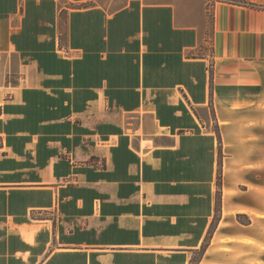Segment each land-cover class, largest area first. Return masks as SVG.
<instances>
[{
	"label": "crops",
	"instance_id": "1",
	"mask_svg": "<svg viewBox=\"0 0 264 264\" xmlns=\"http://www.w3.org/2000/svg\"><path fill=\"white\" fill-rule=\"evenodd\" d=\"M244 1L0 0V264H264V0ZM219 146L250 164L242 195Z\"/></svg>",
	"mask_w": 264,
	"mask_h": 264
},
{
	"label": "rangeland",
	"instance_id": "2",
	"mask_svg": "<svg viewBox=\"0 0 264 264\" xmlns=\"http://www.w3.org/2000/svg\"><path fill=\"white\" fill-rule=\"evenodd\" d=\"M7 82L15 83L16 81L14 79V76L12 75L11 77L7 78ZM205 132L215 133L216 131L214 126L211 125V127L205 130ZM217 135L220 140L219 131ZM218 153H219V157H218L219 159H218V169H217V179H216L217 185L219 187H222L223 183H226L225 181H227L229 185H235V187L238 190L237 191L238 194L242 195L243 192L247 190V185L245 183L246 178L244 177V172L249 168L250 164L243 161H227V160L224 161L225 155L223 154L222 146H219ZM229 162H231L232 164L229 165L228 164ZM225 175H226V179H225ZM251 179L253 180V183H258L259 177L255 176L254 179L253 178ZM239 220L245 221L243 218H239Z\"/></svg>",
	"mask_w": 264,
	"mask_h": 264
},
{
	"label": "trees",
	"instance_id": "3",
	"mask_svg": "<svg viewBox=\"0 0 264 264\" xmlns=\"http://www.w3.org/2000/svg\"><path fill=\"white\" fill-rule=\"evenodd\" d=\"M223 1L228 2V3H232V4H245L246 3L244 0H223ZM215 131L218 134L217 127H215Z\"/></svg>",
	"mask_w": 264,
	"mask_h": 264
},
{
	"label": "built area",
	"instance_id": "4",
	"mask_svg": "<svg viewBox=\"0 0 264 264\" xmlns=\"http://www.w3.org/2000/svg\"><path fill=\"white\" fill-rule=\"evenodd\" d=\"M209 68H211V65H209Z\"/></svg>",
	"mask_w": 264,
	"mask_h": 264
}]
</instances>
